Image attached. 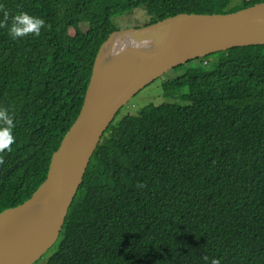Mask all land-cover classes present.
Listing matches in <instances>:
<instances>
[{"label": "trees", "instance_id": "1", "mask_svg": "<svg viewBox=\"0 0 264 264\" xmlns=\"http://www.w3.org/2000/svg\"><path fill=\"white\" fill-rule=\"evenodd\" d=\"M262 1L0 0V109L15 137L0 151V211L45 180L115 16L142 6L147 25ZM20 12L44 20L39 35L9 37ZM200 59L162 84L183 103L106 128L46 264H264V44Z\"/></svg>", "mask_w": 264, "mask_h": 264}, {"label": "water", "instance_id": "2", "mask_svg": "<svg viewBox=\"0 0 264 264\" xmlns=\"http://www.w3.org/2000/svg\"><path fill=\"white\" fill-rule=\"evenodd\" d=\"M264 44V1L228 13H177L119 28L94 57L82 106L53 152L45 180L0 211V243L23 234L1 264H30L56 242L91 155L128 100L165 72L232 47Z\"/></svg>", "mask_w": 264, "mask_h": 264}, {"label": "rangeland", "instance_id": "3", "mask_svg": "<svg viewBox=\"0 0 264 264\" xmlns=\"http://www.w3.org/2000/svg\"><path fill=\"white\" fill-rule=\"evenodd\" d=\"M148 19L147 12L143 10L141 6L134 9L132 12L115 16L113 18V23L117 28H124L142 25V23L148 21ZM204 66L201 59H196L168 70L161 77L156 78L132 96L128 102L120 108L114 119L127 113L137 114L142 107L148 104L159 105L162 103H183L180 96L185 92L184 88L164 89L162 86L163 82L183 75L184 73L193 75ZM51 253L52 248H49L41 257L37 258L30 264H46Z\"/></svg>", "mask_w": 264, "mask_h": 264}, {"label": "clouds", "instance_id": "4", "mask_svg": "<svg viewBox=\"0 0 264 264\" xmlns=\"http://www.w3.org/2000/svg\"><path fill=\"white\" fill-rule=\"evenodd\" d=\"M44 20L32 16L27 12H20L13 16L8 27V35L11 39H22L29 34L39 35ZM13 120L6 110L0 109V151L10 148L15 137L12 135ZM211 264H220L217 259H212Z\"/></svg>", "mask_w": 264, "mask_h": 264}, {"label": "bare ground", "instance_id": "5", "mask_svg": "<svg viewBox=\"0 0 264 264\" xmlns=\"http://www.w3.org/2000/svg\"><path fill=\"white\" fill-rule=\"evenodd\" d=\"M23 229H17L7 239H3L0 243V264L7 257L10 249L19 240L23 234Z\"/></svg>", "mask_w": 264, "mask_h": 264}]
</instances>
